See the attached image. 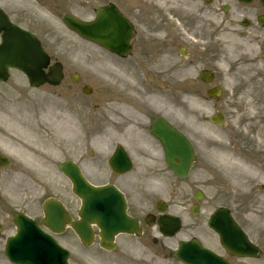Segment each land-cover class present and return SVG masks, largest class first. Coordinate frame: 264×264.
Wrapping results in <instances>:
<instances>
[{
    "label": "rangeland",
    "instance_id": "rangeland-1",
    "mask_svg": "<svg viewBox=\"0 0 264 264\" xmlns=\"http://www.w3.org/2000/svg\"><path fill=\"white\" fill-rule=\"evenodd\" d=\"M131 4H141L140 0H130ZM226 3V2H225ZM229 3V2H228ZM226 3V4H228ZM230 5V3L228 4ZM223 15H219L218 18L225 20L223 22L222 30H230L232 18L224 17ZM215 25L218 23L215 21ZM235 31L230 30L232 33V38L223 39L219 35L218 38L213 39L212 43L215 45L222 44L225 45L223 50L230 49V53H235V48L238 47L237 45V28L233 27ZM217 31L215 29L214 33ZM141 33H139L140 36ZM234 34V38H233ZM215 37H217L215 35ZM214 37V38H215ZM264 38V37H263ZM261 38V39H263ZM61 45L55 51V55L59 57L62 61L65 62V71L67 73H71L76 71L82 75V83H88L90 86L93 87V93L90 97H84L81 95L80 86H77L78 89L73 85H70L68 81L64 82L57 88H48L43 87L34 91L28 90L24 91L21 86H19V82L17 80H11L5 86H0V112H5L10 114L9 120L3 123L11 122L14 125L17 124L22 130V136L20 135V139L26 141L27 136L26 132L29 129L30 131L33 130V140L29 138V143L31 144H23L19 141L20 146H25L26 150L30 152L32 155H35L39 158V160L43 163L41 170H35V168L28 167L27 171L21 172L22 175H25L27 179H29V184L34 188V197H35V204H38L46 197H58L64 200L66 203L71 202L73 205L75 204V198L72 196L70 192V185L69 183L57 172L56 165L67 158L73 159L75 161H81V165H89L88 162V152L94 151L99 149L97 144L100 143L96 141V138L101 133L110 132V117L114 109L117 107L119 102V96L109 95L110 89L116 90L117 93L123 94L126 89L132 88L134 84L130 82L128 79L125 78L123 81H118L114 85H109V81L105 82L102 80L99 75L97 74V70L95 65L101 60L99 55H94L86 64L81 63L77 60V54L79 51L78 43L76 39L71 36H61ZM234 51V52H232ZM227 52V51H226ZM229 53V52H227ZM228 88H234V83L232 81L224 82ZM83 85V84H82ZM72 87V88H71ZM191 87V86H190ZM159 87L158 89H160ZM181 88H189V86H181ZM74 90V91H73ZM169 94H173L174 90L173 87L170 88ZM158 92V91H156ZM113 93V92H112ZM162 96V95H161ZM164 98H167V95H164ZM178 96V95H177ZM176 99L177 97L174 96ZM102 99L106 100L105 105H112V109L110 112L105 111H97L98 107L102 105ZM108 99V100H107ZM112 99V100H111ZM170 99V98H169ZM169 102L174 103L175 100ZM180 104L179 98H177ZM91 100V102H88ZM236 105V102H233ZM71 104V106H70ZM96 104V105H95ZM240 106H242L237 112L235 107L232 109H227V118L228 124L227 127H221L214 129L219 137L224 136L225 143H229L230 140L236 136L232 132V127H242L246 126L244 123V115L248 114L247 111L251 112V118L254 117L253 112L251 111V104L250 102L240 101ZM94 106L95 111L92 110V106ZM167 106V105H166ZM162 108L166 109V107L161 105ZM214 110L222 112V107L226 110L224 103H220L218 105L212 106ZM164 110L162 113L164 114ZM171 114V113H170ZM72 115L74 120L80 122L86 120L89 116H91V130L88 133L85 132V127L79 125L78 126V137L73 141L67 139L66 137L62 141L59 139L60 150L54 151L52 153V158L50 156V150L45 151L46 148L43 146V142L41 137L46 135L47 137L51 135L52 131H56V124L60 123L62 126V120L65 119L66 116ZM19 116V119L16 117ZM179 118V117H178ZM25 119L27 122L25 124H21V120ZM180 120V119H179ZM16 121V123H15ZM177 121V120H175ZM181 121V120H180ZM178 122V121H177ZM182 123V121H181ZM180 124V122H178ZM183 124V123H182ZM184 125V124H183ZM185 127V126H184ZM190 137L198 144L199 157L200 159H206L212 166L216 164V158L212 152V154H208V148L206 142H209L207 139L205 140L200 133H197L191 126L185 128ZM64 136H66L64 134ZM261 137V136H260ZM111 140V136L109 137V141ZM62 141V142H61ZM61 143V144H60ZM229 145V144H227ZM44 147V148H43ZM103 148V147H101ZM106 148V147H104ZM45 151V153H44ZM105 152L106 150H101ZM48 152V153H46ZM17 154V150H15ZM41 155V156H40ZM25 156V155H23ZM22 156V157H23ZM26 157V156H25ZM204 158V159H203ZM19 159V158H17ZM15 163V162H14ZM22 163L19 161L17 166ZM84 172L86 173V169L82 166ZM21 175V178H22ZM88 178L92 183L100 184L101 181L92 179V177L87 174ZM234 183V181L229 180ZM28 186V185H27ZM179 187V183H178ZM173 188H176L175 186ZM182 188H184L182 186ZM232 190L235 191V187L231 186ZM180 189V188H179ZM12 195H16L19 193L10 192ZM131 196L130 202L133 203L134 200ZM62 244L68 248L72 253V263L73 264H80L81 260L83 263H86V259L88 260L87 263L89 264H100L103 262L105 264H111L110 257H108L107 253L101 252L100 255H97L99 250L96 246H91L90 248H82L78 241L71 236L70 231L66 232V236L61 238L60 240ZM97 259V262H96ZM117 260V259H112Z\"/></svg>",
    "mask_w": 264,
    "mask_h": 264
},
{
    "label": "flooded vegetation",
    "instance_id": "flooded-vegetation-1",
    "mask_svg": "<svg viewBox=\"0 0 264 264\" xmlns=\"http://www.w3.org/2000/svg\"><path fill=\"white\" fill-rule=\"evenodd\" d=\"M12 1L17 4L18 2H20L22 5L26 4L24 0ZM72 1L73 0H55L54 5L55 7H57V9H59L63 13H66L68 4ZM191 1L194 0H190V2ZM87 3L80 2L79 5L75 3V5L78 6L76 8V15L80 19L91 20L93 18L94 11L98 8L97 5H95L93 2ZM0 4L2 3L0 2ZM186 4H188V6L183 4L184 9L171 8L166 12L160 10L155 12V21L153 29L154 34L157 36L156 46L155 48H152L150 46L140 47V49H138V52L135 53L132 59L133 64H135L140 69L142 68V66L150 65L153 63V61H155L154 67L156 70L154 71L155 74L154 77H151V80H165L169 83H176L179 80L180 75H182L185 71V69L190 68L191 65H193L194 63H204L206 65H211L217 62L218 60H221L226 63V59L224 58V56L216 53V51L209 50V48H206L205 46L193 45L192 42L204 43L201 37L205 33H208L209 29L207 25L201 26V24L198 23L197 34L200 39H195L187 35L189 33L192 34V30L194 28L193 20H198L200 17H202L205 14V8L202 4H200L196 8H194V6L189 3ZM4 11L14 23L23 26L21 22H23L24 18L21 13L25 12L24 10L13 8L14 13H9V10ZM123 13L126 17H129L130 11L126 9L125 12L123 11ZM254 15L255 20H257L259 16L264 19L263 13H255ZM11 16L16 20L14 21ZM146 16L147 14H144L143 18L145 19ZM173 22L175 23V25L173 24ZM175 26H178L180 30L179 28L176 29ZM181 34L191 39L192 42L190 43L189 41L184 39L183 42L186 44H182V42H180L182 39ZM152 50H154L155 52L153 56L151 53ZM258 59H261L264 63V51L258 53ZM255 61L257 60L255 59ZM181 66H184L185 69H180ZM226 69L228 70V72H235L236 66L228 64ZM238 75L241 77L255 75L254 78L257 79L262 77V82L264 83V68L260 70L255 67L251 68V70L247 69L245 71H239ZM142 153L143 152L141 151L135 152L138 157H142ZM137 179H150V176ZM2 212L3 210L0 208V214ZM6 224H8V222H6ZM144 231L145 230L143 229V235H145ZM203 235L208 236L209 234L203 233ZM212 236L214 237L213 233ZM209 238L210 240H212V237Z\"/></svg>",
    "mask_w": 264,
    "mask_h": 264
},
{
    "label": "bare ground",
    "instance_id": "bare-ground-1",
    "mask_svg": "<svg viewBox=\"0 0 264 264\" xmlns=\"http://www.w3.org/2000/svg\"><path fill=\"white\" fill-rule=\"evenodd\" d=\"M247 62H251L252 59L247 58ZM96 70L98 75L105 81H109V79L112 78V73L108 71L106 67L101 65V63L95 65ZM163 105L165 104V100L162 101ZM180 108H177V115L182 116L185 119V122L194 128L197 131H200L204 134V136L207 138L209 143L216 144L222 151L218 152L216 154V160L219 164L223 165L225 164L227 167H230L233 171H231L232 178L236 179L241 178L242 180H254L255 178L258 177V171L256 166L252 165L249 161L242 159L239 157L237 154L233 153L231 150L226 149L223 147V141L220 139L219 135L216 133V131L208 126V124L202 122L206 118V116L209 114V111H203V110H208V105L205 104L203 101L200 100V98L197 96L196 93H191L189 96L184 98V104H180ZM102 108L105 111H111L112 106L111 105H103ZM10 114L5 113V112H0V116H8ZM113 123V121H112ZM61 124L58 126L56 125V131H52L50 137L48 138L46 135L41 137V140L43 142V145L46 148L44 150H50V156L54 151L59 150V139L61 138L62 141L64 140L66 135H73L76 137L73 133L72 128H67L66 126L63 129H60ZM241 132L245 131V127L239 129ZM111 136V140L109 141V137ZM118 136L113 133V132H106V133H101L97 136L96 141L100 142L97 144V147H105V146H111L115 141H117ZM61 141V142H62ZM61 144V143H60ZM21 149H25L23 147H19V153ZM26 150V149H25ZM8 153H11L10 150L7 151ZM48 153V152H46ZM12 154V153H11ZM21 154V153H20ZM27 158L24 159V162L32 168L35 169H41L42 168V162L39 160L38 157L35 155L34 158L29 154L26 153ZM41 156V155H40ZM52 158V156H51ZM19 184V188L22 185V180L21 177L13 176L9 178H5L4 180V186L6 188H9L10 190L12 189V186L14 184ZM262 189V188H259ZM255 199L258 204L264 203V192L257 190L255 192ZM259 213H264V208L262 210H258Z\"/></svg>",
    "mask_w": 264,
    "mask_h": 264
},
{
    "label": "water",
    "instance_id": "water-1",
    "mask_svg": "<svg viewBox=\"0 0 264 264\" xmlns=\"http://www.w3.org/2000/svg\"><path fill=\"white\" fill-rule=\"evenodd\" d=\"M74 28L76 29V27L74 26ZM101 42H103L104 44H110L109 40L107 37H101ZM29 47H33L35 48V64L29 68H25V67H21L24 71L27 72L29 78L31 79V82L34 85H37L38 82L40 81V73H39V69H38V65L37 62L39 61V59H41V55H39V47L37 42H34L33 40L29 39V38H24V37H20V44H19V48L23 50H26ZM21 58V57H20ZM57 81V80H56ZM54 81V82H56ZM178 140L182 141V138H178ZM165 145V144H164ZM167 148V147H166ZM70 176L72 177V182L74 185V193L76 195H78L81 200H82V210L79 213L81 218H82V222L80 224H77L78 226H75V229L77 231V233L80 235L82 241L84 243H87L90 238H91V232L88 228V224L90 222H92V216L93 213L95 212L94 209V205L95 202H97L98 200L101 201L103 199L105 200H110V195L109 193H106V189L102 188V189H93L91 187H89L78 175H77V171L75 169H71L69 172ZM118 202V201H117ZM120 204V203H118ZM103 207L99 205L98 210H96L97 215L102 214L103 216H101V226L100 228L102 229L103 233L102 236L105 237V235L108 234H113L114 232L117 231V229L119 227L117 226H112V222L117 221L120 217H122V211H123V207H117V210L113 211L110 208L107 209H102ZM52 213V211H51ZM105 217V220H103L102 218ZM118 230H129L128 228L124 227ZM41 245L40 242H36L34 244L35 249H32L30 252L33 254H37L38 253V249H41ZM46 253H50V254H55L57 253L56 250L54 249H50L48 251H46Z\"/></svg>",
    "mask_w": 264,
    "mask_h": 264
}]
</instances>
